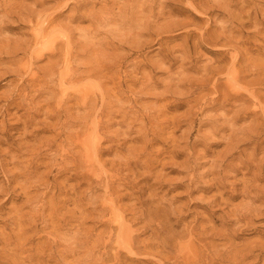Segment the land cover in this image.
Masks as SVG:
<instances>
[{
    "label": "rangeland",
    "instance_id": "rangeland-1",
    "mask_svg": "<svg viewBox=\"0 0 264 264\" xmlns=\"http://www.w3.org/2000/svg\"><path fill=\"white\" fill-rule=\"evenodd\" d=\"M0 264H264V0H0Z\"/></svg>",
    "mask_w": 264,
    "mask_h": 264
},
{
    "label": "bare ground",
    "instance_id": "bare-ground-1",
    "mask_svg": "<svg viewBox=\"0 0 264 264\" xmlns=\"http://www.w3.org/2000/svg\"><path fill=\"white\" fill-rule=\"evenodd\" d=\"M127 245H128V244H127ZM129 247H130V248H129ZM127 248H129L130 250H132L130 245H129ZM129 249H128V250H129ZM130 250H129V251H130Z\"/></svg>",
    "mask_w": 264,
    "mask_h": 264
}]
</instances>
